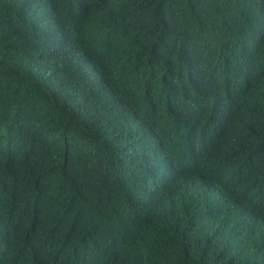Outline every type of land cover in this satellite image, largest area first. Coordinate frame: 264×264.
Instances as JSON below:
<instances>
[{"label": "trees", "instance_id": "16d2710c", "mask_svg": "<svg viewBox=\"0 0 264 264\" xmlns=\"http://www.w3.org/2000/svg\"><path fill=\"white\" fill-rule=\"evenodd\" d=\"M0 264H264V0H0Z\"/></svg>", "mask_w": 264, "mask_h": 264}]
</instances>
